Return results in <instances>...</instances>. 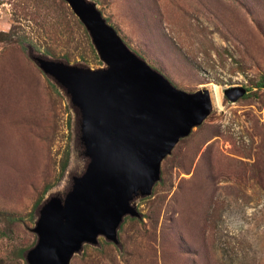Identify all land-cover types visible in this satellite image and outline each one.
<instances>
[{
	"label": "rangeland",
	"instance_id": "rangeland-1",
	"mask_svg": "<svg viewBox=\"0 0 264 264\" xmlns=\"http://www.w3.org/2000/svg\"><path fill=\"white\" fill-rule=\"evenodd\" d=\"M93 1L177 87L209 89L213 109L136 199L142 217H125L121 246L100 237L71 264H264V0ZM11 29L27 42L0 40V264H28L40 204L87 164L69 97L31 54L104 62L65 0H0V33ZM239 85L243 97L224 95Z\"/></svg>",
	"mask_w": 264,
	"mask_h": 264
},
{
	"label": "water",
	"instance_id": "water-1",
	"mask_svg": "<svg viewBox=\"0 0 264 264\" xmlns=\"http://www.w3.org/2000/svg\"><path fill=\"white\" fill-rule=\"evenodd\" d=\"M65 1L104 65L31 54L69 97L87 164L65 193L40 204L32 229L38 239L26 252L28 264H71L85 244L99 245L100 237L121 246L125 217H142L136 199L153 193L164 159L213 109L209 89L177 87L126 43L95 1ZM246 93L242 85L224 89L231 101Z\"/></svg>",
	"mask_w": 264,
	"mask_h": 264
},
{
	"label": "trees",
	"instance_id": "trees-1",
	"mask_svg": "<svg viewBox=\"0 0 264 264\" xmlns=\"http://www.w3.org/2000/svg\"><path fill=\"white\" fill-rule=\"evenodd\" d=\"M0 40H6V41H9V42L16 41L19 44L23 45V47H24L25 43L27 42V36L26 35H19L15 31H13V29H11L10 31H2L0 33ZM256 87L264 88V75L261 77V79L257 83ZM68 161H69V155H67L65 157V161H64V163L62 165V171L66 170L67 165H68ZM38 204H39V202H38Z\"/></svg>",
	"mask_w": 264,
	"mask_h": 264
},
{
	"label": "bare ground",
	"instance_id": "bare-ground-1",
	"mask_svg": "<svg viewBox=\"0 0 264 264\" xmlns=\"http://www.w3.org/2000/svg\"><path fill=\"white\" fill-rule=\"evenodd\" d=\"M218 88H219V87H218ZM218 88L215 87V95H214L215 97H214V100L216 99V102H217L218 104H220V103H221V94H220ZM213 94H214V93H213Z\"/></svg>",
	"mask_w": 264,
	"mask_h": 264
},
{
	"label": "flooded vegetation",
	"instance_id": "flooded-vegetation-1",
	"mask_svg": "<svg viewBox=\"0 0 264 264\" xmlns=\"http://www.w3.org/2000/svg\"><path fill=\"white\" fill-rule=\"evenodd\" d=\"M248 90V89H247Z\"/></svg>",
	"mask_w": 264,
	"mask_h": 264
}]
</instances>
